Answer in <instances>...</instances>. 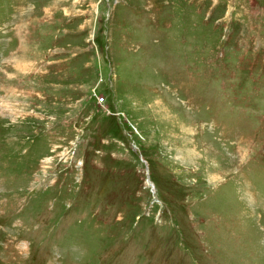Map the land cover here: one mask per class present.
Returning a JSON list of instances; mask_svg holds the SVG:
<instances>
[{"label":"rangeland","instance_id":"1","mask_svg":"<svg viewBox=\"0 0 264 264\" xmlns=\"http://www.w3.org/2000/svg\"><path fill=\"white\" fill-rule=\"evenodd\" d=\"M0 264H264V0H0Z\"/></svg>","mask_w":264,"mask_h":264},{"label":"trees","instance_id":"2","mask_svg":"<svg viewBox=\"0 0 264 264\" xmlns=\"http://www.w3.org/2000/svg\"><path fill=\"white\" fill-rule=\"evenodd\" d=\"M120 130H121V131H120V136H121L122 139H123V138H124V137H123V135H124V130H123V129H120ZM97 137H98V138H99V137H102V135H100V134L98 135V134H97Z\"/></svg>","mask_w":264,"mask_h":264},{"label":"water","instance_id":"3","mask_svg":"<svg viewBox=\"0 0 264 264\" xmlns=\"http://www.w3.org/2000/svg\"><path fill=\"white\" fill-rule=\"evenodd\" d=\"M142 162H144V161H142Z\"/></svg>","mask_w":264,"mask_h":264}]
</instances>
